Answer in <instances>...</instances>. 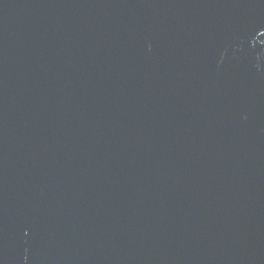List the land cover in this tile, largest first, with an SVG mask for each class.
I'll list each match as a JSON object with an SVG mask.
<instances>
[{
  "label": "water",
  "instance_id": "water-1",
  "mask_svg": "<svg viewBox=\"0 0 264 264\" xmlns=\"http://www.w3.org/2000/svg\"><path fill=\"white\" fill-rule=\"evenodd\" d=\"M0 264H264V0H0Z\"/></svg>",
  "mask_w": 264,
  "mask_h": 264
}]
</instances>
